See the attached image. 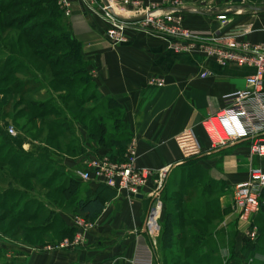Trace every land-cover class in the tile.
I'll use <instances>...</instances> for the list:
<instances>
[{"label":"crops","instance_id":"1","mask_svg":"<svg viewBox=\"0 0 264 264\" xmlns=\"http://www.w3.org/2000/svg\"><path fill=\"white\" fill-rule=\"evenodd\" d=\"M98 1L95 0L91 8L88 5L85 8L86 4L81 1L74 2L72 13L66 20L73 37L81 42L80 58L85 61L97 91L111 105L110 113L117 114L116 117L122 122L128 142L117 135V139L111 142L99 143L91 140L87 130L77 126L76 137L81 143L82 157L98 156L113 162L123 161L129 147L134 145L137 165L149 172V180L139 195L130 196L125 192L106 189L97 176L93 175L85 181L76 177L86 186L85 198L97 193L104 196L105 207L92 219L94 228L88 230L84 246L71 250H43L37 248L39 244L32 243L22 248L24 264H129L134 239L142 235L143 223L153 203L150 193L155 188L156 173L165 167L169 168L167 187H177L175 194L181 196L183 202L189 198V203L196 207L192 208L202 211L196 216L193 210H186L188 217L213 218V237L202 243L198 240L197 245L202 248L209 244L219 245L222 230L229 233L227 219L235 215L234 185L248 177L251 166L264 170V158L252 155L247 140L213 147L202 126L209 115L222 109V96L225 93L246 88L245 79L254 69L234 63H217L198 48L188 52L176 51L169 39L138 28L127 31V42L114 46L107 39L109 25L101 14ZM145 1L164 10L173 9L181 13L183 25L196 36L198 44L214 38L218 30L223 36L234 34L241 41L264 42V0ZM221 13L226 15L224 20L217 18ZM208 71L210 75L202 76ZM155 76L164 78L162 87L150 84ZM192 132L199 141L198 149L191 140ZM23 149L29 152L31 146L26 144ZM78 158L62 156L65 172L69 170L72 173L68 177H75L82 166ZM36 164L40 162H31L30 176H33L32 167ZM82 167L84 171L90 170L86 165ZM53 170L60 168L54 167ZM1 172L5 177L8 175L5 170ZM183 173H186L185 178L181 176ZM193 174H206L207 177L201 179ZM66 178L67 186L69 179ZM3 181L6 182V189L10 186L16 189L18 186L14 185L16 183L12 185L9 179ZM185 189L197 191V194L191 192L188 197L183 192ZM33 193L38 196L37 192ZM44 200L49 202L47 197ZM25 203L30 204L29 200ZM1 207L4 208V205ZM46 207L49 214L56 211L55 202L53 209L49 205ZM38 211L29 212L27 218L42 217L44 211ZM216 216L225 217L223 226L220 219H215ZM72 219L64 220L66 225L60 233L73 229ZM54 221L53 218L43 225L41 233L48 232L50 235L54 230ZM193 228L196 233L201 232L196 225ZM36 231H40V228ZM120 254H124V263Z\"/></svg>","mask_w":264,"mask_h":264},{"label":"rangeland","instance_id":"2","mask_svg":"<svg viewBox=\"0 0 264 264\" xmlns=\"http://www.w3.org/2000/svg\"><path fill=\"white\" fill-rule=\"evenodd\" d=\"M81 1L85 8H87L88 3L86 0H73L72 6L74 2ZM31 2L29 0H0V7H2V10H0V64L5 66L4 69H0V75H2L3 78H5L4 81L0 79V88H4L8 91V93H0V130L5 129L10 136H13L10 132L13 130L17 136L20 137L22 140L28 141V143H23L22 147H25L26 144H29L31 146V150L28 153L30 154V158L27 159V163L29 160H35L38 161L37 157L32 156V153L40 150L47 149L50 150H56L57 146L55 142H49L48 145L46 143V136L49 133V129L51 128L54 123H52L50 120H53L52 117H45L43 119H32V115L36 112V107L38 108L39 103H43L46 105H53L56 102L55 98H52V94L55 96L62 94L63 96L67 94L64 90L59 88V85L56 83L55 80H53V72H55L54 69L51 68L52 72H48L46 75H38V78L35 80H40V83H37L36 81H31L27 84V91H25V94L19 93V91H15L13 88L14 82L18 79H25L27 75H29L25 70L26 67L22 65L19 66L14 63L10 57L8 56L9 52H13L15 54H18V50L16 49L17 46V33L16 31H9L10 29H4L1 30V26L9 19L8 17L17 16L21 13H23L26 9L30 7ZM57 5L61 9V16H58L57 20L60 22L66 30L71 35V38L76 42L75 46L72 45V43L68 42L67 39L64 38L62 40L61 44H64L68 49L66 51H62L57 46L50 47V44L45 41V39L51 35L54 39L55 38H61L59 32L57 31H42L43 36H39V29L33 31L32 34H29L30 38H37L35 40L44 41L43 47L47 48L49 51L53 50L54 54H61L62 52H66L70 56H75V58H78L79 51L81 49V42L76 40L73 37V33L70 29L69 23L66 20V17H69L72 13V9H70V12L67 13L66 10L59 4V0H57ZM36 20H39L36 19ZM49 34V35H47ZM24 36V35H23ZM76 47V48H75ZM75 48V49H74ZM75 50L74 52L72 51ZM78 50V54L77 51ZM80 58V56H79ZM82 60V58H80ZM84 61V60H82ZM85 62V61H84ZM40 61H37L35 64H39ZM12 69H15V71H10ZM39 69L45 71V67H39ZM47 70V68H46ZM25 71V72H24ZM24 72V73H23ZM90 75V76H89ZM89 79H84L82 83H79L76 87L75 85V93L80 94L82 93L84 106L91 109H97L95 111V118H98V116L105 117V126L108 129L107 132V139H109L108 136H121V138L124 140L127 135L124 131V126L122 122L118 119L117 114L110 113L109 102L105 100V98L97 91V87L95 83L93 82L91 74H89ZM43 76L49 81L50 83H42ZM91 80V81H90ZM90 81V82H88ZM93 82V83H91ZM44 87L52 88L50 91H46ZM67 90V89H66ZM83 91V92H82ZM52 98V99H51ZM70 100V99H69ZM72 101V100H71ZM32 103L36 104V107L32 108ZM47 107H44L45 109ZM115 109V107H114ZM42 109H39V111ZM117 111V110H116ZM113 112V111H112ZM77 114V112H76ZM20 116V118L18 117ZM89 118L85 119L84 125L89 122ZM31 119V122L33 123V126L31 128H27V121ZM82 119V118H81ZM84 119V118H83ZM82 119V120H83ZM17 121L18 123H14ZM62 120L56 121V124H59ZM83 123V121H82ZM79 122L77 124L78 127H83V124ZM41 127L42 130V136H38V129ZM84 128V127H83ZM85 129V128H84ZM27 130L29 133H27ZM76 130V129H75ZM54 132V130H51ZM55 131L58 136V141L62 142V146L60 147V152L56 150V154H52L54 158H59L63 156L74 158L78 160L79 163L82 166H88L90 160H102L103 158H98V156L93 158H85L82 157L81 151H80V144L79 139L76 138L71 139L70 136L67 133H64V130L61 128H55ZM59 131L61 132V135H59ZM15 135V136H16ZM4 137L0 134V145L1 142L5 143V147L0 148V157L6 153V151L9 150L8 147L9 144H7L4 141ZM106 139V141H107ZM14 146V145H13ZM43 148V149H41ZM93 151L95 152L94 148ZM96 155V154H95ZM104 160V159H103ZM31 161V162H33ZM38 164V163H37ZM33 165V176H28L27 178H22V172L24 170H18V171H12V173L8 170V166H6V170L8 175L6 177H9L8 179L13 185V183H16L14 185H18L16 189H13L12 186L7 188L9 193L6 195V186L3 181V178L5 177L4 173L0 172V264H24L25 263V256H22L23 254V247L32 243L39 244L37 248H42L43 250H46L45 248L47 246H57L61 242H63L65 239H70L75 236L76 232H78V229L76 228L78 226L77 220L83 221V225L80 226V229L85 232L84 233V241L77 245L75 248H79L81 246H84L87 239V232L90 229L94 228L93 220H87L85 218H82L76 213V202L73 201V199H80L85 198V189L86 186L83 184L82 188L79 191V194L74 193L69 194V192L66 193H57L54 192V189L56 187H59L61 183H64L65 177L72 174L71 172L67 173H57V178L54 179L51 183H48L50 181L49 176L52 174L53 168H40V165ZM85 164V165H84ZM80 167L78 170H83L84 167ZM89 168V166H88ZM86 168V169H88ZM5 169V168H4ZM14 170V169H11ZM3 171V170H2ZM57 171V170H55ZM84 171V170H83ZM14 177V180L10 178V174ZM64 173V174H63ZM76 174V173H75ZM97 176L94 170L90 172V178L92 176ZM196 175V174H195ZM194 174L192 176H195ZM183 178L186 177V173H183L181 175ZM33 177V178H32ZM201 179L207 177L206 174H198V176ZM78 178V177H77ZM90 178L88 180H90ZM168 179V177H167ZM166 179V182H167ZM100 180V179H99ZM40 183H39V182ZM165 182L164 186V193L162 192L161 200L165 203V206L163 204V216L160 218V225L156 230V235L158 237V245L156 249V264H196L199 262V260H195V257L198 253V251L202 254V260L200 261V264H264V206L261 207L258 215L256 216L254 220V225L258 228V234L256 237V240L252 241L247 238L245 234V229L243 228L242 224L238 222V220L234 221V216L231 217V219H227V226L229 229V233H225L222 229L221 236H220V244H216L215 246L213 244H209L205 248H202L201 246L194 244L196 241L195 238H197L196 230L193 228V225L198 222L199 219L195 217H188L187 212L183 213L182 217L174 218V222H178L180 225L178 229L174 230V234L180 238L177 240V242L171 241V245L173 246L172 249L165 248L162 242V234L164 230V218H166V213L168 210H172L175 212V202L169 203L166 202L169 198H173L175 194V189L177 187H167ZM45 183L49 184L46 185ZM70 186V184H69ZM15 187V186H14ZM33 191L38 193V196L33 193ZM166 192V193H165ZM181 192V191H180ZM185 195L188 197L191 196V192L193 195L197 194V191L192 190H184L183 191ZM182 192V193H183ZM196 193V194H195ZM192 195V196H193ZM166 197V199L164 198ZM47 197L49 202L45 201L44 198ZM187 198V197H186ZM165 199V200H164ZM29 200L30 204L26 205L25 202ZM179 200V199H178ZM54 202H55V209L56 211L53 212V214H49L47 205L50 206V208H54ZM4 205V208L1 207V205ZM170 204V205H169ZM26 205V207H25ZM186 206V205H185ZM189 206V205H188ZM191 206V205H190ZM187 208V206H186ZM185 208V210H186ZM232 209V208H231ZM36 210L44 211V215L40 218H34L29 220L27 218V215L29 212H34ZM38 211V213H40ZM64 216H62L61 214ZM55 214V215H54ZM17 215H21V220H17ZM236 217V216H235ZM54 218V230L53 232H50V235L48 232H42L43 225H46L50 223ZM73 218V219H72ZM71 221L74 220L73 225V232L72 234H68L67 232L62 231L60 233V230L65 228V221L68 220ZM225 220V217H222L220 220V223L222 226L224 223H222ZM202 221L205 222V228L207 229V236H204L205 240H208L209 237H213V225L211 224V218L204 219L202 218ZM219 221V220H217ZM196 222V223H195ZM144 224V223H143ZM87 225H91L88 228ZM211 226V227H210ZM40 231H36L39 230ZM79 228V227H78ZM87 228V229H86ZM144 229V225L142 227V235L140 237H136L134 239V243L137 242H143V243H150V234L148 230ZM189 229H192L193 231H188ZM210 231V232H209ZM211 234V235H210ZM203 240V239H201ZM186 241V242H185ZM5 246H9L10 248L7 249ZM35 248V249H37ZM71 250V249H66ZM183 251V252H182ZM174 254L173 258L166 259L165 260V254L170 253ZM183 253V254H182ZM204 255V256H203ZM126 256V255H125ZM182 257V258H181ZM121 260L124 263L126 261L124 254H120ZM182 259V260H181ZM196 262V263H194ZM121 263V261H120Z\"/></svg>","mask_w":264,"mask_h":264},{"label":"built area","instance_id":"3","mask_svg":"<svg viewBox=\"0 0 264 264\" xmlns=\"http://www.w3.org/2000/svg\"><path fill=\"white\" fill-rule=\"evenodd\" d=\"M73 0H59V4L67 13L72 9ZM89 8L93 7L95 0H86ZM99 0L100 11L108 22L107 39L114 46L128 41L127 31L138 28L143 31L154 32L163 38L169 39L171 47L179 52H188L200 49L207 58L220 64L234 63L239 66H249L254 72L246 79V88L225 93L222 96V109L209 115L202 126L207 133L213 147L228 146L232 143L247 140L254 156L264 158V42L252 43L241 41L234 34L222 35L215 32V37L198 44L196 36L182 22V15L173 9L164 10L160 7L146 3L145 0ZM178 3V0H176ZM137 17L145 15L138 21L127 22L118 18ZM219 20L226 18L225 14H218ZM204 72L202 76L210 75ZM150 84L162 87L165 84L163 77L151 78ZM16 135L13 130L10 132ZM192 142L199 148V141L192 132ZM90 170H77L76 176L80 180H88L91 170L96 173L106 185L117 191L125 192L130 196H137L142 192L149 180V172L137 165V152L134 145L127 151L123 161L90 160ZM169 168H161L156 174L155 188L150 196L153 203L144 223V231L150 234V243L137 242L129 258V264H156V249L158 237L156 230L163 213V192ZM264 193V170L251 166L248 177L234 185L233 207L236 220L242 224L248 239L256 240L258 228L254 220L261 209ZM78 232L70 239H65L57 246H47L46 250L74 249L84 241V233L80 226L82 219L77 220ZM91 225H87L88 228ZM79 227V228H78ZM86 228V229H87Z\"/></svg>","mask_w":264,"mask_h":264},{"label":"trees","instance_id":"4","mask_svg":"<svg viewBox=\"0 0 264 264\" xmlns=\"http://www.w3.org/2000/svg\"><path fill=\"white\" fill-rule=\"evenodd\" d=\"M29 2H31V4L28 9H26L23 13L17 16L15 15L12 17H8L9 19H7V21L1 26L2 31L7 28L10 29L9 31H14V30L16 31L18 35L17 37L18 47L16 48L18 50V54L9 52L8 56L14 63H16V65H18V68L20 65H22L21 67L25 66L26 67L25 71L29 74L27 75L25 79L16 80L14 82L13 88L15 89V91L18 90L19 93L25 94V91H27L26 87L28 83H30L31 81H36L37 83H40V80H35L38 78V75L39 74L46 75L48 72H52L51 68L54 69L55 72H53V80L56 81V83L59 85V88H61L65 92L67 91L66 92L67 94H65L64 96L60 94L55 97L52 94V98L56 99V102L53 105H46L43 102V103H39L38 108H37L36 104L32 103L31 105L32 108L30 109L32 110L33 108L36 107V112L34 113V115H32V119H36V118L43 119L45 117H52L53 119L50 121L54 123V125H52L51 128L48 130L49 133L46 136L47 145L49 142H55L57 146L56 150L60 151L62 142H59L57 140L58 136L55 131V128L63 129L64 133H67L70 136V138L73 139L74 141V139L77 138L76 130H75L76 126L79 122L82 123V121H83L82 123L83 127L85 128V130H87L91 140L93 141L97 140L99 143L111 142L113 139L117 137V135L108 136L109 139H107L106 135H107L108 129L105 126V117L98 116V118H95V111H97L98 108L91 109V108L85 107L84 102H83L84 99L82 97V93H80L79 95L76 94V96H74V93H75L74 89L78 86V84L82 83L84 79H87V78L89 79L88 77L89 72H88L86 63L82 61L79 58V56L78 58H75V56L72 57L66 52L64 53L62 52L61 54H54L53 50L51 52V50L49 51L47 48H44L42 46L44 44L43 43L44 41L42 42L39 40H35L37 38H30V36H28L29 34H32L33 31L37 29H39V33H40L39 36L46 35V34H43L42 31L50 32L54 30L60 33V35L62 36V39L59 37L54 39L51 35L47 34L49 36L45 39V41L50 44V47L57 46L62 51H66V49L68 48L64 44H61L64 38L67 39L68 42L72 43L73 46H75L76 42L73 40V38H71V35L66 30V28L57 20L58 16H61V9L57 5V0H29ZM0 10L3 11L2 7H0ZM38 18L39 20H36ZM72 51L74 52L75 50L72 49ZM76 51L78 54V50ZM37 61H40L38 65L35 64ZM42 66L45 67V71L39 69V67H42ZM4 68L5 66L0 64V69H4ZM10 71L11 72L15 71V69H12ZM0 79L2 81L5 80V78H3L2 75H0ZM44 81L45 83H50L43 76L42 83H44ZM44 89L46 91L52 90V88L48 89L47 87H44ZM8 91L4 88H0V93L5 94V93H8ZM44 107H47V108L43 109ZM39 109H42V110L39 111ZM18 117L20 118V116ZM88 117H90L89 122L87 123V125L86 124L84 125L86 121L85 119H87ZM81 118L82 119L84 118V119L82 120ZM58 120H62V121L59 124H56V121ZM14 123H18V122L17 121L15 122L14 120ZM26 125H27V128H31L33 126L31 119L27 121ZM51 130H54V132ZM27 133H29L28 130H27ZM59 133H60L59 135H61L60 131ZM0 134L2 136H7V137H4V141L7 144H9V146H6L9 148V150L6 151V153L0 157V172L2 170L3 171L5 170L6 172L9 170L12 173V171L16 172L18 170H21V171L24 170V172H22V178L24 179L27 178L28 176H30L29 167L31 165V161L33 160H29L27 163V159L30 158V154L28 153V151L24 150L22 147V144L26 140L20 139V137L17 135L10 136L9 133L5 129L0 130ZM41 136H42V130L40 127L38 129L37 137H41ZM120 138L121 136H119V139ZM124 140L126 142L128 140V136ZM79 144L81 143L79 142ZM4 145L5 143L1 142L0 148L5 147ZM56 150L54 149V150L48 151L47 149H45L44 151L40 150V151H36L32 153V156L38 158V162H40L39 164L40 168H44V169L45 168L50 169L51 167L60 168V170L58 171H54V170L52 171V174L49 176L50 180L56 179L58 175L57 173H62V172L65 173V167L63 166L62 158L59 157L58 159H56L52 156V154L57 155ZM6 166H8V170H6ZM11 169H14V170H11ZM10 176H12V174H10ZM76 177H77L76 174H75V177L73 176L67 177L66 179H69L70 186L69 185L66 186L65 181H64V183H61L59 187H56L54 189V192L57 191V193H61V194L69 192L70 194V192L74 193L75 191L76 192L75 194L77 193L79 194V191L83 186V183L82 181L77 180ZM3 179H8V178L4 177ZM12 179L14 180L13 176H12ZM102 184L105 186L106 189L108 188V189L116 190L115 188L110 187L103 182ZM86 191L87 190L85 189V192ZM8 193L9 192L7 191L6 195ZM173 196H174L173 198H169L168 200H166V202L167 204H168V201H170L169 203L171 204L175 202L174 204L175 209L176 210L179 209V211L176 212L175 210L174 212L172 210H168V212L166 213L167 214L166 218H164V225H163L164 230L162 234L163 236L162 242H163L164 247L168 249L173 248V246L171 245V241L177 242V240L180 239L174 234V230H176V228L178 229L180 225L178 222H174V218L182 217L183 212L189 209L193 210V212L196 213L195 214L196 216L198 213H202V211L200 210L193 209L196 207H194L193 204L189 203L190 202L189 198L185 199V201L183 202V199L181 196L177 194H174ZM164 198L166 199L165 196ZM73 201L74 202L77 201L76 202V213L82 218H85L87 220H92L95 217H97L103 211L105 207L104 206V196L100 193H97L87 198H80L78 200L73 199ZM183 203H185L187 208L185 205H183ZM263 206H264V193H263L261 207ZM16 217L18 221L22 219L21 215H17ZM202 218L206 219L205 216H199L198 219L200 222H198V226H197V223L195 222L196 223L195 225L201 231L200 233H197L198 236L195 239L197 242L199 240L200 243H202L205 240L204 236L208 235L206 232L207 229L205 228V224H204L205 222L202 221ZM221 218L222 217L220 216L215 217L216 220H219V219L221 220ZM211 221H213V218H211ZM72 232L73 230H70L67 233L72 234ZM210 239L211 237H209L208 240ZM208 240H205V241H208ZM194 244H196V242ZM165 255H166L165 260L166 259L168 260L174 257L173 252L172 254L167 253ZM201 255L202 254L198 251L195 257V260H199V262L197 263L194 262V263L196 264L201 263L200 262L202 260Z\"/></svg>","mask_w":264,"mask_h":264},{"label":"water","instance_id":"5","mask_svg":"<svg viewBox=\"0 0 264 264\" xmlns=\"http://www.w3.org/2000/svg\"><path fill=\"white\" fill-rule=\"evenodd\" d=\"M106 4L108 3L107 0H103ZM233 2H243V0H232ZM145 17V15L137 16V17H124V16H118L119 19L127 22H132V21H138L141 20Z\"/></svg>","mask_w":264,"mask_h":264}]
</instances>
